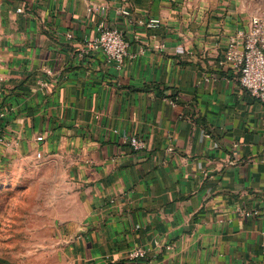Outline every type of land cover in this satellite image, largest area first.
I'll use <instances>...</instances> for the list:
<instances>
[{
  "label": "crops",
  "instance_id": "obj_1",
  "mask_svg": "<svg viewBox=\"0 0 264 264\" xmlns=\"http://www.w3.org/2000/svg\"><path fill=\"white\" fill-rule=\"evenodd\" d=\"M121 3L0 0V160L61 162L73 264H264L243 213L264 208V101L224 60L249 19L228 0ZM100 18L130 42L120 65L84 42Z\"/></svg>",
  "mask_w": 264,
  "mask_h": 264
},
{
  "label": "rangeland",
  "instance_id": "obj_2",
  "mask_svg": "<svg viewBox=\"0 0 264 264\" xmlns=\"http://www.w3.org/2000/svg\"><path fill=\"white\" fill-rule=\"evenodd\" d=\"M245 18L264 19V0H228ZM57 160H0V264H73L71 218L80 208L67 194Z\"/></svg>",
  "mask_w": 264,
  "mask_h": 264
},
{
  "label": "built area",
  "instance_id": "obj_3",
  "mask_svg": "<svg viewBox=\"0 0 264 264\" xmlns=\"http://www.w3.org/2000/svg\"><path fill=\"white\" fill-rule=\"evenodd\" d=\"M129 1L121 0L118 11L122 14L130 13ZM105 8L104 5L101 6ZM19 10H21L19 8ZM95 6L89 5L88 11L94 12ZM138 24L145 27H154L161 24V19L155 16L138 18ZM96 34L91 38H85L84 42L89 48L101 51L109 62L118 65L122 64L125 57L129 54L130 42L126 38L122 28L108 24L103 18H100L96 24ZM71 36V34L69 33ZM224 60L232 63L239 70V81L243 87L248 89L252 95L264 101V19L258 15H252L249 18L247 26L239 27L228 35V43L224 52ZM45 72L50 73L48 67L43 68ZM48 80L43 79L40 85L45 87ZM4 113L1 112L0 115ZM43 135L37 137L42 140ZM14 140L9 138L6 133H0V144L10 145ZM128 143L134 149L147 147L146 141L138 136L132 135L128 138ZM37 157L42 156L41 151L37 152ZM245 216H256L261 220V234L264 237V208L246 209ZM264 242V241H263ZM146 249L137 246L128 251V257L131 259L144 257Z\"/></svg>",
  "mask_w": 264,
  "mask_h": 264
}]
</instances>
